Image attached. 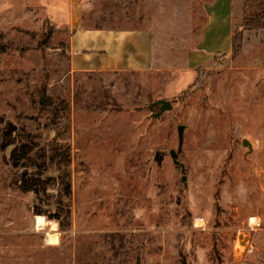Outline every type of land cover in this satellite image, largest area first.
<instances>
[{"label": "rangeland", "instance_id": "rangeland-1", "mask_svg": "<svg viewBox=\"0 0 264 264\" xmlns=\"http://www.w3.org/2000/svg\"><path fill=\"white\" fill-rule=\"evenodd\" d=\"M53 1L0 0V129L36 163L68 146L71 191H22L0 150V264H264V0H231L230 49L189 65L203 0L89 1V21L154 30L173 69L136 73L72 71ZM158 99L172 108L156 117ZM60 206L65 227L48 217Z\"/></svg>", "mask_w": 264, "mask_h": 264}, {"label": "crops", "instance_id": "crops-1", "mask_svg": "<svg viewBox=\"0 0 264 264\" xmlns=\"http://www.w3.org/2000/svg\"><path fill=\"white\" fill-rule=\"evenodd\" d=\"M89 1L54 0L51 3L60 20L70 29L69 64L72 71L136 73L173 69L163 68L159 64L155 34L150 26L125 28L102 26L108 25L107 22L98 24L89 21L86 16ZM174 1L180 3L182 0ZM200 5L204 9L206 21L200 30L199 45L189 50L190 56L184 62L185 65L192 64L195 58L209 60L216 53L226 52L231 47V0H203ZM182 67L174 68L179 72V77L181 74L180 81L185 80L182 75H191L192 72L189 67Z\"/></svg>", "mask_w": 264, "mask_h": 264}, {"label": "trees", "instance_id": "trees-1", "mask_svg": "<svg viewBox=\"0 0 264 264\" xmlns=\"http://www.w3.org/2000/svg\"><path fill=\"white\" fill-rule=\"evenodd\" d=\"M15 132L16 126L12 123H7L0 129V150L5 151L8 147L12 146L8 161L13 168L20 170L17 177L18 187L22 191H31L39 195L41 192H47L50 181H57L62 186L65 195H70L71 185L68 179L69 173L66 170L70 162L69 147L56 143L50 148L49 163H46L43 157L40 162L36 163L28 155L29 148L25 143H22L19 147L15 145ZM49 166H54L56 175L45 177L44 174L49 169ZM59 203L61 204L62 201L59 200ZM34 210L36 215H41L45 212L38 205L34 206ZM63 213V219H60V215ZM48 217L58 220L59 224L65 227L68 225L70 210L60 206L55 212L50 213Z\"/></svg>", "mask_w": 264, "mask_h": 264}, {"label": "water", "instance_id": "water-1", "mask_svg": "<svg viewBox=\"0 0 264 264\" xmlns=\"http://www.w3.org/2000/svg\"><path fill=\"white\" fill-rule=\"evenodd\" d=\"M158 105L159 106V111L155 114V116H159L160 114H162L164 111H168L172 108V103L169 101V100H166V99H158L154 102H152L150 104V108L154 107ZM184 128L185 126L184 125H178L177 127V133H178V140H179V150H180V147L182 145V142H183V132H184ZM170 154H171V157L172 159L174 160L175 163H178V161L176 160V157H177V153L174 151V150H171L170 151ZM183 180L185 179V177L182 178Z\"/></svg>", "mask_w": 264, "mask_h": 264}, {"label": "clouds", "instance_id": "clouds-1", "mask_svg": "<svg viewBox=\"0 0 264 264\" xmlns=\"http://www.w3.org/2000/svg\"><path fill=\"white\" fill-rule=\"evenodd\" d=\"M258 222H259V221L257 220V223H258ZM200 223H201V222H196V224H195L194 226L199 227V226H200ZM59 242H60L59 234H57V235L54 236V237L47 238V239L45 240V244H46V245H58Z\"/></svg>", "mask_w": 264, "mask_h": 264}, {"label": "bare ground", "instance_id": "bare-ground-1", "mask_svg": "<svg viewBox=\"0 0 264 264\" xmlns=\"http://www.w3.org/2000/svg\"><path fill=\"white\" fill-rule=\"evenodd\" d=\"M43 222H44L43 218L41 216H38L37 217V226L38 227L41 226L43 224ZM50 237H52V236H49L48 238H50ZM243 250H244V246H242V245L240 246V244H239V246H237V249H236V252H235V256L237 258L240 257L242 255V253H243Z\"/></svg>", "mask_w": 264, "mask_h": 264}]
</instances>
